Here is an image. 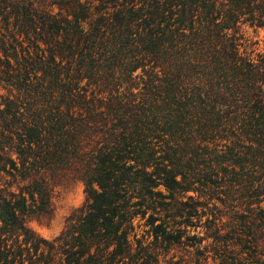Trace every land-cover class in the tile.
Returning a JSON list of instances; mask_svg holds the SVG:
<instances>
[{
	"label": "trees",
	"instance_id": "obj_1",
	"mask_svg": "<svg viewBox=\"0 0 264 264\" xmlns=\"http://www.w3.org/2000/svg\"><path fill=\"white\" fill-rule=\"evenodd\" d=\"M243 26L264 30V0H0V264H160L211 186L236 211L193 264H264V53ZM71 181L85 204L39 237Z\"/></svg>",
	"mask_w": 264,
	"mask_h": 264
},
{
	"label": "rangeland",
	"instance_id": "obj_2",
	"mask_svg": "<svg viewBox=\"0 0 264 264\" xmlns=\"http://www.w3.org/2000/svg\"><path fill=\"white\" fill-rule=\"evenodd\" d=\"M242 33L244 40H246L244 49L247 53L253 52V55L264 53V30H255L249 26H243ZM9 95L10 92L7 88L0 86V110L4 109L6 100L11 99ZM195 186L202 189L199 184ZM211 189H214L213 192L207 189L205 195L203 193L201 195L200 193H187V196H193L194 201L206 206L203 209L199 208L200 218L195 215L194 218L189 220L186 227L183 228L184 225H182V230H186V235L184 234L178 243L179 245L176 244L170 247L164 245L162 249H155V252L160 254V264L161 262L162 264H193L199 249L198 242L200 241L202 247L211 242L210 239L201 240L208 233L207 226L210 222L208 220L213 219L212 215L222 216L224 218L223 222L229 221L228 218L235 215V204L229 203L226 198H220L222 196H220V192L215 191V187L211 186ZM161 191L165 193L163 188H161ZM209 193L211 195L206 197V194ZM85 199L84 186L81 182L71 181L60 185L56 187L52 196L53 211L51 216L49 218L31 219L28 221L27 226L39 237L51 241L62 233L69 217L83 207ZM145 219L141 221L138 219L135 222V224L140 225L137 230L138 237L145 235L149 230V227L144 226ZM181 220H178V222Z\"/></svg>",
	"mask_w": 264,
	"mask_h": 264
}]
</instances>
